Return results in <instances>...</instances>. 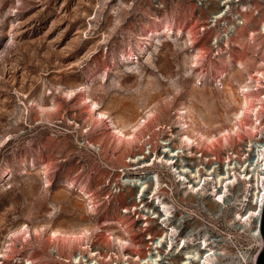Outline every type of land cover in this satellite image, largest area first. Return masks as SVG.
Returning a JSON list of instances; mask_svg holds the SVG:
<instances>
[{"label":"rangeland","instance_id":"obj_1","mask_svg":"<svg viewBox=\"0 0 264 264\" xmlns=\"http://www.w3.org/2000/svg\"><path fill=\"white\" fill-rule=\"evenodd\" d=\"M263 140L264 0H0V264H183L194 247L197 264L200 245L152 246L165 230L123 183L152 174L176 239L254 264ZM167 141L197 157V193L153 161ZM226 157L242 167L216 202Z\"/></svg>","mask_w":264,"mask_h":264},{"label":"bare ground","instance_id":"obj_2","mask_svg":"<svg viewBox=\"0 0 264 264\" xmlns=\"http://www.w3.org/2000/svg\"><path fill=\"white\" fill-rule=\"evenodd\" d=\"M243 113V111H242ZM163 150L160 153H165L162 157L158 156L155 157L153 161H156L157 163L163 164L166 166L169 171L174 175L175 180L178 183H181L180 185H183L185 188L184 193H197V185L201 182V179L198 181L197 184V175L191 177L188 174H197V157L196 159L193 158L192 161L185 162L181 158H177V154L174 152V150L170 147V142L167 141L163 145ZM260 152L258 153L256 157V163H257V173L254 174L256 176V184H255V191H254V201L255 206L251 211V214L256 218L255 226L253 229V234L259 241V247L262 246V240L259 233V216H260V210L261 206L263 204L264 200V140L259 146ZM139 157L134 158L131 160V162H136ZM196 161V162H195ZM233 161V160H231ZM237 164L238 169L242 167L241 164L238 165V162H230L229 159H227V162L225 165L221 168L212 167L211 170V188L209 189L210 194L209 196L212 197V199L216 202H224V197L227 194V186L232 183L233 179H235L234 172L231 171L235 168ZM234 175V177H233ZM150 181V182H149ZM204 182V179H203ZM124 184L132 185L134 188H136L135 191V197L133 198L134 201L142 202L143 200H146L147 203L152 204L150 208L151 210H142L141 211V218L142 219H150L151 221L158 222V225L163 227L164 234L161 236V238L157 241L152 242V246L156 249L161 246V242L165 240V246L164 248L167 251H174V248H182L184 246H195L200 245V250H205L207 252V255L204 257V255H200V260L197 264H209L212 259V248L207 247L206 240L204 238H177V231L175 229V226L171 224V218L173 217L172 211V205L168 203L167 200L164 199V197H160L157 195L159 189L161 188V182L159 180V177L157 174L152 175H144V178L142 180L139 179H125L123 181ZM147 183H149V191L147 192L145 190ZM138 184V185H137ZM203 184V183H202ZM146 194H149L145 197ZM237 214V213H236ZM239 216V214H238ZM187 217L186 213H183V216H181L178 220V223H182L184 221V218ZM239 220H241V216L238 217ZM176 244L175 246H173ZM203 246V247H202ZM202 247V248H201ZM195 251V252H194ZM54 253V250H52ZM157 253V252H156ZM89 256L97 255L93 254L91 251L88 252ZM197 247H194V250L187 251L186 252V261L183 264H189V258L190 256L196 257L198 255ZM171 256V255H170ZM159 256H147L144 258H139V256L135 259L137 260L136 264H158V261L160 260L158 258ZM124 260L128 259L129 257L123 255L122 257ZM73 263L76 264L79 262L80 257L79 255H75L73 257ZM84 264H93L92 260L86 261L85 259L82 260ZM120 264H125V261H122Z\"/></svg>","mask_w":264,"mask_h":264},{"label":"water","instance_id":"obj_3","mask_svg":"<svg viewBox=\"0 0 264 264\" xmlns=\"http://www.w3.org/2000/svg\"><path fill=\"white\" fill-rule=\"evenodd\" d=\"M259 233L262 240V246L255 256L254 264H264V200L260 210Z\"/></svg>","mask_w":264,"mask_h":264},{"label":"built area","instance_id":"obj_4","mask_svg":"<svg viewBox=\"0 0 264 264\" xmlns=\"http://www.w3.org/2000/svg\"><path fill=\"white\" fill-rule=\"evenodd\" d=\"M227 159H229V158H228V157H226V160H227ZM259 217H260V216H259ZM258 224H259V223H258ZM260 248H261V247H259V249H260ZM258 251H259V250H258ZM255 256H256V255H255ZM254 259H255V258H254Z\"/></svg>","mask_w":264,"mask_h":264}]
</instances>
